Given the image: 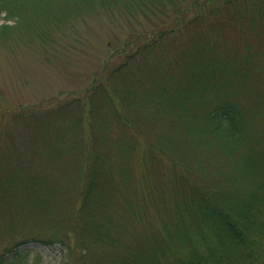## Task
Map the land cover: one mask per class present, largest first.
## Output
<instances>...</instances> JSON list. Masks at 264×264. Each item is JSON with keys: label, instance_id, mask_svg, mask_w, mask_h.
<instances>
[{"label": "trees", "instance_id": "16d2710c", "mask_svg": "<svg viewBox=\"0 0 264 264\" xmlns=\"http://www.w3.org/2000/svg\"><path fill=\"white\" fill-rule=\"evenodd\" d=\"M81 4L140 28L108 44L82 92L19 105L8 134L31 135L32 152L2 160L0 199L8 183L10 204L53 202L32 239L59 242L60 264H264V0ZM212 143L214 173L197 149ZM21 246L0 264H40Z\"/></svg>", "mask_w": 264, "mask_h": 264}, {"label": "rangeland", "instance_id": "374dc122", "mask_svg": "<svg viewBox=\"0 0 264 264\" xmlns=\"http://www.w3.org/2000/svg\"><path fill=\"white\" fill-rule=\"evenodd\" d=\"M81 1L21 0L19 4L15 0H0V130H6L3 135L0 131V171L6 169L2 167L3 159L10 160L5 164L10 170L19 158L32 152L31 135L22 131L13 137L8 134L10 123L17 120L19 105L46 106L62 91L82 92L89 85L91 74L107 57L108 44L124 38L125 31L140 28L125 20L113 25L108 12L94 15L80 5ZM23 8L31 12L24 22L14 10L19 12ZM37 28L46 40L32 35ZM212 144L213 148L198 145L197 149L205 158L209 155L206 159L214 173L212 167L218 159L214 154L221 155L216 143ZM24 166L27 171H34L32 164ZM38 166L42 167L41 161L34 163V168ZM5 173L0 172V177ZM55 182L57 186L58 181ZM5 186L8 189L0 199V253L22 245V249L29 250L30 261L39 257L40 264H60L66 249L59 242L49 244L32 239L47 237L44 233L50 229L42 219L41 209L59 214L58 208L53 202L45 208L38 206L36 199L26 198L22 200H27L29 207L22 209L19 202L10 204L20 195L11 192L8 183ZM196 246L203 248L198 242Z\"/></svg>", "mask_w": 264, "mask_h": 264}]
</instances>
